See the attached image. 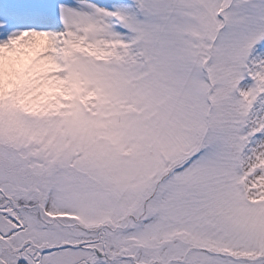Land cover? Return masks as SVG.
I'll return each instance as SVG.
<instances>
[{
  "label": "snow or ice",
  "instance_id": "snow-or-ice-1",
  "mask_svg": "<svg viewBox=\"0 0 264 264\" xmlns=\"http://www.w3.org/2000/svg\"><path fill=\"white\" fill-rule=\"evenodd\" d=\"M0 264H264V0H0Z\"/></svg>",
  "mask_w": 264,
  "mask_h": 264
}]
</instances>
